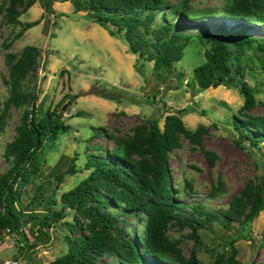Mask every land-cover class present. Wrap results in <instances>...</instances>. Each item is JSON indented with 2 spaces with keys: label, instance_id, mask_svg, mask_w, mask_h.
<instances>
[{
  "label": "trees",
  "instance_id": "1",
  "mask_svg": "<svg viewBox=\"0 0 264 264\" xmlns=\"http://www.w3.org/2000/svg\"><path fill=\"white\" fill-rule=\"evenodd\" d=\"M65 1L75 11L86 12L110 36L122 37L126 50L150 62L154 73H168L184 48L192 44L198 60L191 68L197 87H234L242 96L238 113L231 119L233 144L252 149L264 141V115L246 113L256 104L257 77H264V0H222L219 8L193 7L191 0H3L2 22L18 24V37L40 21L18 20L32 4L37 2L48 14L53 12L54 2ZM9 45V40L2 42L5 48ZM38 56V48L30 44L16 54H4L7 74L2 78L5 95L0 101V134L11 108L19 113L14 135L1 151L6 168L0 173V232L17 236L18 254L23 245L31 248L47 242L48 229L69 209L71 221L62 222L65 251L42 264H203L194 249L184 254L180 240L168 235L170 228H188V237L198 242L199 230L213 222L224 229L234 222L242 229L264 208V175L248 179L224 208L216 210L205 202L225 192L221 175L210 182L204 199L196 202L184 201L196 193L187 181L184 189L170 184L169 154L181 147L182 139L200 150L208 166L216 158L202 146L205 127L190 129L182 122L179 113L188 112L187 108L165 114L161 125L157 118H145L125 134L100 128L112 148L87 153L83 169L88 173L57 198L54 189L45 193V184L36 182L43 149L68 126L60 105L43 109L25 85L36 72ZM67 171H75L72 162ZM63 174L53 175L55 188ZM29 183L32 194L22 203ZM129 218L139 223V230ZM27 223L31 242L22 230ZM233 241H227L228 251L217 252L211 264H244L236 258ZM260 243L264 247V233Z\"/></svg>",
  "mask_w": 264,
  "mask_h": 264
},
{
  "label": "rangeland",
  "instance_id": "2",
  "mask_svg": "<svg viewBox=\"0 0 264 264\" xmlns=\"http://www.w3.org/2000/svg\"><path fill=\"white\" fill-rule=\"evenodd\" d=\"M174 3L177 0H169ZM3 0H0V5ZM222 0H191L193 7L213 6L219 8ZM53 12L45 14L35 2L19 15L20 22L40 18V21L15 37L18 24H4L0 12V101L5 95L2 78L7 74L4 62L6 52L18 53L24 45H34L39 50L37 69L29 76L25 85L34 93L35 103L43 109L60 105L67 129L58 134L56 140L44 147L40 159L37 183H44L45 193L55 190V198L73 187L88 173L83 169L87 153H102L112 148L109 139L103 137L100 128L115 135L125 134L129 128L145 118L154 117L161 125L167 113H179L187 128L203 125L206 129L201 137L202 146L216 154L214 165L208 166L200 150L182 139L181 147L169 154L170 184L184 189L187 181L196 193L185 202L204 199L210 182L221 175L225 192L207 199L208 208H224L231 195L236 194L248 179L264 175V141L252 149L233 144L235 135L231 119L242 104V96L234 87L224 86L199 89L192 79V66L198 61L193 56L192 44L184 48L181 59L168 73H154L151 63L138 59L126 50L120 36H110L106 29L92 22L86 12L75 11L71 3L54 2ZM9 40L5 48L2 42ZM179 73L181 75H179ZM254 97L256 104L246 113L264 115V77H257ZM250 86L253 82L248 80ZM19 110L11 108L7 125L0 134V173L6 168L1 157L4 144L14 135ZM74 172H68L70 163ZM64 172L62 181L55 188L53 175ZM22 195V203L32 194L29 183ZM57 207V206H55ZM31 208H41L33 206ZM72 210L66 209L64 216L48 229L49 239L31 248L23 245L16 252L14 234L0 232V260L19 256L24 263L42 264L51 261L65 251L62 235L66 228L62 222L71 221ZM134 229L140 225L129 218ZM28 223L22 230L27 232ZM189 229L170 228L168 235L179 239L185 255L190 249L196 251L203 264H211L217 252L228 251L227 241L234 239L236 258L244 264H264V247L260 243L264 233V208L244 228L234 222L224 229L213 222L209 228L199 230V240L188 237ZM105 262L109 260L104 258Z\"/></svg>",
  "mask_w": 264,
  "mask_h": 264
},
{
  "label": "built area",
  "instance_id": "3",
  "mask_svg": "<svg viewBox=\"0 0 264 264\" xmlns=\"http://www.w3.org/2000/svg\"><path fill=\"white\" fill-rule=\"evenodd\" d=\"M0 264H27L19 256H11L0 260Z\"/></svg>",
  "mask_w": 264,
  "mask_h": 264
}]
</instances>
